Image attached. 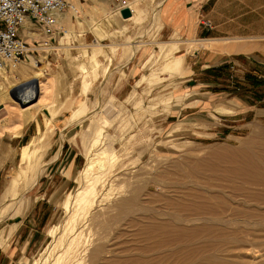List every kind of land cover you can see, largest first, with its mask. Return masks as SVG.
<instances>
[{
    "label": "rangeland",
    "instance_id": "rangeland-1",
    "mask_svg": "<svg viewBox=\"0 0 264 264\" xmlns=\"http://www.w3.org/2000/svg\"><path fill=\"white\" fill-rule=\"evenodd\" d=\"M68 1L79 14L36 51L43 70L23 64L48 77L45 97L0 73V134L13 139L0 264H264V202L246 205L225 176L264 130V0ZM233 41L245 52L227 54ZM26 146L44 168L30 187L17 176ZM218 198L244 209L200 219Z\"/></svg>",
    "mask_w": 264,
    "mask_h": 264
},
{
    "label": "built area",
    "instance_id": "built-area-1",
    "mask_svg": "<svg viewBox=\"0 0 264 264\" xmlns=\"http://www.w3.org/2000/svg\"><path fill=\"white\" fill-rule=\"evenodd\" d=\"M69 9L79 14L78 7L68 0H0V73L30 62L37 50L50 49L63 38L69 32L63 25ZM24 29L40 31L43 38L30 43L23 35ZM4 110L0 105V116Z\"/></svg>",
    "mask_w": 264,
    "mask_h": 264
},
{
    "label": "bare ground",
    "instance_id": "bare-ground-1",
    "mask_svg": "<svg viewBox=\"0 0 264 264\" xmlns=\"http://www.w3.org/2000/svg\"><path fill=\"white\" fill-rule=\"evenodd\" d=\"M132 11V10H131ZM132 15H133V12H132ZM131 15V16H132ZM130 16V17H131ZM66 18V19H65ZM65 18H64V22L65 23H67V16H65ZM129 18V17H128ZM29 32L30 31H26V33H27V35L29 34ZM34 32H36V31H34ZM37 34V33H36ZM35 34V35H36ZM40 36H43L42 35V33L40 32ZM39 36V37H40ZM35 38H37V37H35ZM135 50V49H134ZM31 64L35 67V68H37V69H42V68H40L41 67V65H42V60H40V59H35V57H33V56H31ZM181 61V60H180ZM27 63V62H26ZM28 63H30V62H28ZM22 64H24V63H22ZM22 64H20V65H18V66H15V67H12L11 69H10V75H11V77L12 78H14V79H17V74H18V77L20 78V81H23V82H25L26 84H28V85H30L31 86V91H32V93H33V91L34 92H36L37 94H40L41 96H43V97H45V95H42V94H45V93H47V90L48 89H50V88H48V87H51V86H49V82H50V80H48V77L46 76V77H44V78H42V79H39L38 77L40 76V77H42V75H44V74H41V73H39V71H35V70H30V69H25V68H23V69H20L18 72H14L18 67L20 68L21 67V65ZM43 70V69H42ZM3 71H5V70H3ZM2 71V72H3ZM7 73L9 72V71H6ZM5 73V72H4ZM38 73L39 74H41V75H38ZM8 76H9V74H8ZM18 78V79H19ZM0 79H1V77H0ZM17 81V80H16ZM19 81V82H20ZM29 86V87H30ZM30 89H29V91H30ZM33 89V90H32ZM21 96V95H20ZM30 96V95H29ZM48 100V99H47ZM40 101V100H39ZM38 102V101H37ZM42 102V101H41ZM0 105L1 106H3L1 103H0ZM15 127H17V126H15ZM255 130V129H254ZM253 136H254V138H252V139H250L251 141H249V142H247L241 149H244L243 151H242V153H241V155L238 157V160H237V162H238V165L234 168V169H232V170H230V171H228L227 173H229V174H225V176H227L228 177V179H236V180H238V179H241L240 181H242V186H240V188L239 189H237V190H233L232 189V191H234V192H240V193H242L243 192V194H244V200H243V202L244 203H248V204H246V205H249V203L251 202V201H253V203H260V201H262V203L264 202V145L263 144H261L262 142H260V139L259 138H264V130H260V131H258L257 129L254 131V134H253ZM259 139V140H258ZM25 149L23 150L24 152V159L27 157V152H28V148H26V147H24ZM224 150H226V149H224ZM106 151H108V149L106 148L104 151H103V153L104 152H106ZM95 162H97V161H94L93 159H89V161H88V163H87V165H86V167L84 168V173L85 174H88V173H92V169L94 168V164H96ZM102 162V161H101ZM102 167V166H101ZM103 167H104V165H103ZM102 167V168H103ZM38 171V170H37ZM39 175H40V173H39ZM230 176V177H229ZM221 177H223V176H221ZM224 178V177H223ZM92 180V179H91ZM14 183V182H13ZM12 183V184H13ZM15 184V183H14ZM33 184V183H32ZM210 184H211V182H210ZM213 184V183H212ZM211 184V185H212ZM210 185V186H211ZM255 185H263V188L261 187V190H258V191H256V189H254V187H255ZM213 187H214V185H212ZM211 186V187H212ZM211 187H209V188H211ZM237 187H239V186H236L235 188H237ZM226 188V187H225ZM224 188V189H225ZM223 189V188H222ZM251 189L252 190H254V192H252L251 191ZM79 193H80V189H79V191H78ZM77 192V193H78ZM83 192H86V191H83ZM224 193V192H223ZM226 194V193H225ZM230 194V193H229ZM79 195V194H78ZM83 195H85V194H83ZM82 195V196H83ZM232 195V194H231ZM239 195V194H238ZM86 196V195H85ZM80 197H81V195H80ZM84 197V196H83ZM213 197V196H212ZM84 198H86V197H84ZM84 198H82V199H79V201H82ZM225 198V197H224ZM232 198V197H231ZM201 199V198H200ZM225 199H227V198H225ZM209 201H210V199H208ZM218 200H219V202L220 203H222V204H219V203H215L216 205H212V206H208V204H206V203H201V205H199L198 207L199 208H197L196 207V209H202V211L200 212V215H199V218L201 219V218H206V219H208L209 217V215L210 216H212V218H210V221H213L214 220V222H215V220L217 221V217L220 215V214H222L223 215V213H226L227 214V211L229 212V211H231V212H236V213H240V212H238V210L239 211H241L240 209H244V206H240V207H242V208H240L239 206H238V204L236 205V206H232L233 204L231 203V201H229V200H227V201H229V203H231L232 205H230V206H228V202L226 203L225 201H224V199L222 198V199H219L218 198ZM232 200V199H231ZM237 200H238V198H237ZM241 200V201H242ZM131 201V200H130ZM203 202H204V200H202ZM213 201V200H212ZM215 202V201H214ZM128 203V202H127ZM243 203V204H244ZM252 203V202H251ZM204 204H206L207 205V207H205L204 206ZM261 204V203H260ZM126 205H128V204H126ZM218 205H221L222 207H220V208H222V210H220V208L218 209L217 207H218ZM129 206H131V205H129ZM129 206H127V208H129ZM257 207V206H256ZM261 207V206H260ZM245 208H247V206L245 207ZM256 209V208H255ZM257 209H259V208H257ZM249 210V209H248ZM251 210V209H250ZM200 211V210H199ZM262 211V210H261ZM245 212H247V210L245 211ZM251 212V211H250ZM257 212H258V210H257ZM232 215V214H231ZM239 215H241V214H239ZM243 215H244V213H243ZM198 216V215H197ZM242 216V215H241ZM229 217H230V215H229ZM228 217V218H229ZM233 217V216H232ZM244 217H246V218H249V219H251V217H256V218H259V216L258 215H256L255 213H253V214H250L249 212L248 213H245V216H243L242 218H244ZM260 217H261V215H260ZM198 218V217H197ZM226 218V217H225ZM241 218V219H242ZM213 219V220H212ZM220 219H222V218H220ZM224 219V218H223ZM237 219V218H236ZM235 219V220H236ZM240 218H238V220H239ZM261 219V221H263L264 220V216H262L261 218H259L258 219V221ZM219 220V219H218ZM225 220V219H224ZM219 221H221V220H219ZM239 221H242V220H239ZM53 234V233H52ZM48 250V249H47ZM47 250H45V251H47ZM94 253H95V255L97 254L96 253V250L94 251ZM47 256V255H46ZM42 259V258H41Z\"/></svg>",
    "mask_w": 264,
    "mask_h": 264
},
{
    "label": "crops",
    "instance_id": "crops-1",
    "mask_svg": "<svg viewBox=\"0 0 264 264\" xmlns=\"http://www.w3.org/2000/svg\"><path fill=\"white\" fill-rule=\"evenodd\" d=\"M26 31H27L26 29L23 30V35H25V39L28 40V41H30V42L33 41L34 39H41V38H43V36H40V33L38 31H36V32H29L28 35H27ZM38 36H40V37H38ZM35 37H37V38H35ZM233 42L235 43V41H233ZM258 44L261 45L260 42L254 41V43L252 45L256 46ZM242 45H243V43H241V42L235 43L232 46H235L233 48H235L237 50H233L231 53H228L227 52V54H232L233 52L244 51V50L240 49L241 48L240 46H242ZM252 50H253V48H252ZM254 51H255V49H254ZM259 61L260 62H264V53H262V57L259 58ZM23 68L28 69L26 65H23L22 64L21 67L20 68L18 67L14 72H18L20 69H23ZM8 134H9L8 132L7 133L4 132V133L0 134V171L3 169V167L6 165V163H8L9 161L12 160V155L10 153L11 152V148L10 147H12L13 144H12V142L6 141V138H9V140L12 139V138H10V136ZM21 136L22 135H18V136H16V138H19ZM12 141H13V139H12ZM26 148H28L27 159H25L26 160L25 161L24 158H23L24 157V153H23L24 151L23 150L25 149V148H23L22 149V161L25 162V163L28 162V168L26 170H22L23 172H21V173L19 172V174H17V176H18V178L19 177H22V176L23 177H27L26 185L28 187H30V186H32L33 184H35L37 182V180L39 179L40 175L43 173L44 168L42 166L41 167H37L36 166L37 163H38V158L33 156V154L30 152L29 146H26ZM57 155H60V151L56 153V156ZM39 173H40V175H39ZM17 176L15 174L12 176V179L9 182L8 187H13L16 184V180H18ZM27 204L28 203H26L25 205H23L22 208L17 209L16 210V214L20 213V211H23L24 212L26 206H28ZM20 220H21V222H20L21 225L25 223V221H23V219H20ZM33 235H34V233H32L31 236H30V239L25 242V244L23 246L24 249H26V248L29 247Z\"/></svg>",
    "mask_w": 264,
    "mask_h": 264
},
{
    "label": "water",
    "instance_id": "water-1",
    "mask_svg": "<svg viewBox=\"0 0 264 264\" xmlns=\"http://www.w3.org/2000/svg\"><path fill=\"white\" fill-rule=\"evenodd\" d=\"M121 14L124 18H128L132 15V11L129 7H124L121 9Z\"/></svg>",
    "mask_w": 264,
    "mask_h": 264
}]
</instances>
